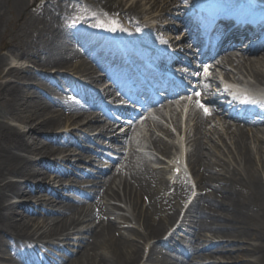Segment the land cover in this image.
Instances as JSON below:
<instances>
[{"label":"bare ground","instance_id":"6f19581e","mask_svg":"<svg viewBox=\"0 0 264 264\" xmlns=\"http://www.w3.org/2000/svg\"><path fill=\"white\" fill-rule=\"evenodd\" d=\"M151 1L153 4V0H148V3ZM175 3L165 0L159 7L161 11L168 12ZM138 4L139 1H136L123 8L122 1L117 0H48L47 4L35 5L30 13L25 0H0L1 39L8 29L5 12L15 10L19 15V19L13 22L18 28L17 33L10 38L11 42L3 43L2 49H8L13 58L19 60L24 57L35 66L86 70L84 63L71 62L72 59L67 61L60 53L58 56L59 48L54 37L65 22L63 16L81 19L82 10L86 11L84 15L90 16L96 9L108 15L119 14L125 9L127 17L140 19ZM5 66L6 60L0 56V80L13 77L17 81L0 82V118L11 115L25 129L0 125V254L8 255L1 256V261L15 264L17 260L14 257L27 243L38 240L35 236L44 227L42 223L52 221L51 229L39 236L47 240L45 245L51 250L45 264L52 261L54 264H179V255L168 250L181 245L191 250L186 264H222L223 258H227L226 250L233 253L243 249L247 256L254 259L242 264H264V244L261 242L264 239V181L251 170L252 160L242 131L233 132L231 139L243 159V167L226 169V164L220 159L221 162L217 163L207 147L210 142L222 141V135L219 134L218 138L208 135L202 116H198L194 132L181 145L185 149L191 144L192 150L187 159L190 168L197 171L196 188L201 193L183 216L177 204L162 195L167 181L157 174L152 161L145 157L137 166L128 162L130 180L120 178L117 182L114 176H110V180L94 181L89 196L98 198L103 189L101 198L106 203L99 205L101 210L96 206L97 211L81 218L86 207L78 204L84 196L68 188V193H72L70 201L62 194L65 191L62 186L56 194L45 187L47 183L62 184L69 179L64 176V170L57 171V165L46 160H56L61 154L70 152L71 148L63 142V134L40 140L34 133L77 126L89 120L91 113L72 114L71 111L81 107L79 103L68 98H53L52 102L40 91L30 90L32 88L27 83L35 78L34 71L24 67L5 69ZM246 66L247 74L264 85V71L258 70L255 63ZM40 86L50 94L58 89L50 84ZM59 88L62 91L74 90L72 84ZM215 95L217 101L222 98L220 91ZM51 103L58 107V114L49 110L53 107ZM96 119L97 122L88 121L83 128L90 130L98 127ZM166 133L169 134L166 130L162 131L163 135ZM214 133L218 134L217 131ZM158 136L155 135L152 147L162 155L170 154L171 146ZM206 147L208 151L204 152ZM32 155L43 159L34 161ZM30 181H35L36 185H31ZM176 188V198L181 201L186 196V189ZM28 198L35 202L28 203ZM87 217L90 218L88 224L79 229L78 226L86 223ZM134 224L137 227H133ZM72 226L81 237L77 249L70 254L65 247H69L68 240L73 234L68 231ZM174 226L178 228L170 232ZM119 228L125 229L120 233ZM233 232H238L236 239H230ZM250 240L259 244L244 245ZM31 264H38V261L33 260Z\"/></svg>","mask_w":264,"mask_h":264},{"label":"rangeland","instance_id":"374dc122","mask_svg":"<svg viewBox=\"0 0 264 264\" xmlns=\"http://www.w3.org/2000/svg\"><path fill=\"white\" fill-rule=\"evenodd\" d=\"M118 1H120V0H118ZM132 1H136V0H129V2H132ZM35 3L47 4L48 0H25V5L28 7L27 12H30V13L32 12V9H33L32 5H34ZM139 8L142 11L147 9V8H145V6L144 7L139 6ZM5 17L7 19V28L8 29L6 30V33L3 36L4 40L0 38V56L4 57L5 60H6L5 69H9L11 67H16V68L17 67H24V68H27L28 70L35 71V78L32 79L27 84H29V86L32 88V89H30L31 91L37 90V92H39V91L41 93L43 92L42 94L45 95L46 90L44 88L40 87V85L43 84L41 82H44L41 79L40 74L42 72L49 71L48 69H50V68H48V67L43 68V67L35 66L32 62L28 61L25 58L24 59L23 58H19V60L15 59V58L12 57V53L9 52L8 49H2L3 43L4 42H11L10 38L13 37L17 33V29L18 28H15V25H13V22L15 20L19 19L18 18L19 15L17 14V12L15 10H13L11 12L10 11L5 12ZM94 17H95V19H93V20H95L96 22H99L100 25H102V23H100L101 20H103L102 22H106V19H107V16L105 14H101V13H95ZM8 18H9V20H8ZM109 21L113 22V20H109ZM62 51H63V53L65 52V50H63V49H62ZM68 53L72 54L70 52H68ZM53 76H55V78H57V80H58V75L57 74H53ZM8 80H12V81H15V82L17 81L16 78L7 77L5 79H1L0 82L5 83ZM24 83H26V82H23L22 84H24ZM56 95L57 94L55 93L54 96L56 97ZM29 97H31L33 99H36L34 97V95H31V94H29ZM1 106L2 105H1V102H0V109H1ZM52 106L53 107L50 108L49 110L50 111L52 110L53 112H57V114H58V111H56V109H55L56 107L53 104H52ZM47 112H48V109H47ZM209 118H210V120H208V121L210 122V124L208 125V127L206 129L207 133L213 134L215 132V130H218L224 136V140L222 138V141L217 140V141H215L216 143L215 142H212V143L210 142V144L207 146L210 149V153H212L214 155V159L217 160L216 162L219 163V162L222 161V163L226 164V169H229V170H231L232 168H235V167H237L238 169L240 168V166L243 167V159H241L239 157V155H238V151L239 150H237L236 144L231 141V137H232V135L230 134L231 132L229 134H226V131H225V129H226V127L228 125H230L232 127V131L235 130L236 127H238L241 131H243V134H245L246 138H247V144H248V149L247 150H248V154L250 155V158L252 160V169L251 170L255 173V175H257L258 178H262V180L264 181V131H262L260 129H256L257 127L248 126V125H245L243 123L229 122L228 119H226L225 117H223L221 115L216 117L215 119H211V117H209ZM0 125L13 126V127L20 128L21 130L25 129L24 125H22L15 117H13L11 115H7L6 118L1 117L0 118ZM260 127L261 126H259L258 128H260ZM261 129H264V127H262ZM82 131H84V130H82ZM259 131H260V133H258ZM74 133H76V131H74ZM41 134H43V132L34 133V135L36 137H38V139L43 140ZM213 136L216 137V138L219 137V135H217V134H214ZM164 137H165V141L167 143H169V144L173 140V139H171V138H169L167 136H164ZM207 147L204 149V152L208 151ZM159 156L161 158L163 157L162 155H159ZM155 158H156V161H158V163L154 164L155 168L157 170L156 172L160 176H162V177H164L166 179V177H168L167 175H169L168 173L170 172V168L171 167L169 166V163H171V162L160 161L161 159H159L157 157H155ZM164 160H167V158H164ZM193 174L195 176V172L194 171H193ZM30 184L34 186V185H36V182L35 181H30ZM69 184H71V182H69ZM83 184H85V183H83ZM47 186H50V187H52L54 189L55 186L59 187L60 184L56 183L53 186V185H49L47 183L46 187ZM183 187H186L187 188V192H188L186 198L182 199L183 201H186L191 189L186 184L183 185ZM162 195L164 196V191H163ZM165 195L169 196V193H166ZM31 201H32V199L30 198L28 200V203L31 202ZM34 202L35 201L33 200L32 203H34ZM30 205H31V203H30ZM177 207H179V206H177ZM88 208H89V206H88ZM88 208H86V210ZM87 212H88V210H87ZM35 216H39V215H35ZM52 225H53V223L51 221H44L42 223V226H44V227L41 229V231L38 233V236H36V237L40 238L39 237L40 234L43 233V232H46L47 230H49V228L51 229ZM124 227H126V226H124ZM133 227H137V225L134 224ZM263 228H264V225H263ZM124 229L125 228H119L117 230H119L120 233H121V231H124ZM206 234L208 236L210 235L209 233H206ZM79 237H80V235L75 234V236L72 238V240H70L69 248L71 249V251L76 249L75 247H76V245L78 243L76 240H77V238L79 239ZM235 237H238V232H233L231 237H230V239H236ZM225 240H227V239H225ZM160 242H161V240H160ZM261 242L264 244V239H262ZM247 244H259V243L256 242V241H251L250 240V241H245L244 242V245H247ZM29 251H30V249H29ZM168 252L171 253L170 250H168ZM225 252H227L226 253V255H227L226 257L227 258H223L222 264H242V263H247V262H249V261L254 259V257L247 256L246 253L244 252V249L242 251H238V252L234 251L233 253L230 250H226ZM229 253H231V254H229ZM5 254H0V257L1 256L2 257L3 256H7L8 257V255H5ZM238 255L240 256L239 258H238ZM211 261H213V260H209V262H211ZM0 264H6V263L0 260ZM15 264H17V263H15Z\"/></svg>","mask_w":264,"mask_h":264},{"label":"snow or ice","instance_id":"6c2138e0","mask_svg":"<svg viewBox=\"0 0 264 264\" xmlns=\"http://www.w3.org/2000/svg\"><path fill=\"white\" fill-rule=\"evenodd\" d=\"M199 106L203 108V105H199ZM204 110H205V112L207 113V109H204Z\"/></svg>","mask_w":264,"mask_h":264}]
</instances>
